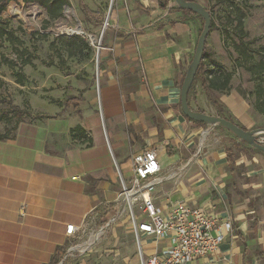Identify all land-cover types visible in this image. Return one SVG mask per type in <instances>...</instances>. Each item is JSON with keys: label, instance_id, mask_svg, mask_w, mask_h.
<instances>
[{"label": "crops", "instance_id": "crops-1", "mask_svg": "<svg viewBox=\"0 0 264 264\" xmlns=\"http://www.w3.org/2000/svg\"><path fill=\"white\" fill-rule=\"evenodd\" d=\"M83 2L98 18L96 32L99 11ZM171 2L119 0L95 67L88 60L80 73L58 77L56 89L48 88L33 107L39 119L0 140V264H48L58 249L64 253L79 242L92 216L105 219L118 209L114 161L129 178L125 161L148 149L156 153L163 179L152 192L156 208L165 215L185 202L217 221L220 245L190 264H264V153L182 114L180 88L200 22ZM214 26L188 105L222 114L244 131L257 129L253 97L244 85L233 87L240 84L234 75L229 91L212 92L219 109L208 100L205 73L215 65L230 72L237 59ZM231 143L241 151L230 171L225 149ZM69 225L79 229L72 236L65 233ZM168 245L167 238L141 241L144 256Z\"/></svg>", "mask_w": 264, "mask_h": 264}, {"label": "rangeland", "instance_id": "rangeland-1", "mask_svg": "<svg viewBox=\"0 0 264 264\" xmlns=\"http://www.w3.org/2000/svg\"><path fill=\"white\" fill-rule=\"evenodd\" d=\"M87 1L92 9L97 7L101 17L96 32H93L92 26L98 24V18L84 17L76 0H69L68 5L63 7L61 17L56 20H49L38 4H25L23 0L10 1L5 11L0 13V134L15 132L19 124L39 119V114L35 113L33 107L39 106L49 90L56 89L52 85H56L58 77L80 73L84 69V63L87 64L86 69L88 68V60H92L91 65L95 67L99 57L97 51L99 54L106 31L103 30V24L106 19L107 24H110V14L119 0ZM194 1L209 11L213 22L220 29L227 26V18L232 16L234 9L243 11L244 30L247 33L245 40L255 41L253 49L264 47L263 1ZM60 24L71 29H76L79 25L82 33L68 34L59 29ZM227 27V44H230L229 39L235 38L232 34L233 27ZM91 37L94 40L92 44ZM76 38L79 40L74 41ZM80 43L86 44L91 51L79 45ZM23 61H29V64H22ZM231 71L235 79L240 81V84L235 81L233 87L242 89L241 85H244V91L253 97L252 104L256 110V91L261 88L264 93V77L263 80L251 78L242 67L235 64H232ZM15 73L24 75L22 84L16 81ZM10 105L23 112L20 122H16V113L10 111ZM256 113L258 114L253 120L255 127L264 128V115L257 111ZM239 154L240 152L237 157ZM117 208L105 219L92 216L82 239L66 247L58 264H138V253L128 214L126 211L117 213L119 205Z\"/></svg>", "mask_w": 264, "mask_h": 264}, {"label": "built area", "instance_id": "built-area-1", "mask_svg": "<svg viewBox=\"0 0 264 264\" xmlns=\"http://www.w3.org/2000/svg\"><path fill=\"white\" fill-rule=\"evenodd\" d=\"M172 6L174 4L170 3L169 7ZM107 26L106 19L103 30ZM258 142L264 145V137L259 138ZM114 166L120 183L117 213L126 211L128 214L138 264H190L213 255L222 241L221 236L214 234L217 224L214 217L200 208L189 207L185 202L175 203L165 215L154 205L152 192L163 179L159 176L161 169L153 150H144L125 161L131 173L129 178L122 175L115 161ZM225 226L229 229L228 224ZM78 230L69 225L65 233L72 236ZM144 237L156 240L167 238L169 245L159 253L144 256L141 246Z\"/></svg>", "mask_w": 264, "mask_h": 264}, {"label": "trees", "instance_id": "trees-1", "mask_svg": "<svg viewBox=\"0 0 264 264\" xmlns=\"http://www.w3.org/2000/svg\"><path fill=\"white\" fill-rule=\"evenodd\" d=\"M10 1H13V0H0V13L5 11L7 5L9 4ZM171 1L173 2V0H170V2ZM186 1H193V0H186ZM260 1L264 2V0H260ZM166 2H169V1H166ZM23 3H25V4H30V3L38 4L44 10V12L47 15L49 20H56V19L61 17L63 7L68 5V0H23ZM78 5H79L82 13L88 19L95 18V14L87 9V7L84 5L83 0H78ZM174 8L178 9L177 7H174ZM182 12L189 14V15H191V16H193L199 20V22H200L199 33H200L202 30V26H203V20L199 16L195 15L192 12H189V11H182ZM210 17H211V14H210ZM244 19H245V13L241 10L234 9L232 16L230 18H227V24L226 25L233 27L232 34H233L235 39L234 40L229 39L230 44H227V38L229 36V29L227 26H225L222 29H220L222 41H223L225 48H231L232 51L237 55V59L234 60L235 66L242 67L244 69V71H246L251 76V78H258L259 80H263V77H264V47H259V48L253 49L252 45H253V42H255V41H246L245 40L247 38V33L244 30ZM214 28H215L214 22L211 18L210 31L213 30ZM77 40H79V39H77V38H76V40L74 39V41H77ZM79 45L86 48L87 50L90 49L84 43H80ZM78 48H80V47H78ZM255 58L257 59L256 61H255ZM204 59H205V52H204L203 60L201 61L200 66H199L197 73L195 75L192 86H193L195 80L199 77V74L201 73V71L203 70V67L205 64ZM22 64H29V61H23ZM22 64H21V66H22ZM233 75H234L233 71L229 72L226 69H224L223 67L216 66V65L213 67L212 70L205 73L206 83H207V85L205 87H206V94H207L208 100L218 109H219L218 103H217L215 97L213 96L212 92L213 91H216V92H227V91H229L230 90V82L232 80ZM15 76L17 77L16 81L18 82V84H22L23 79H24V75L21 73H15ZM192 86L189 90V93L192 90ZM9 108H10L11 112L16 113V115H15L16 116V122H20L23 112L18 107H15L14 105H10ZM255 109L257 112L264 115V93H263V90L261 88H258L256 91ZM218 117L224 118V119L232 122L228 118L224 117L222 114H220ZM190 122H192V121H190ZM193 123L200 125V126H203V127L207 126L206 124H203V123H196V122H193ZM215 128L226 132L228 135L233 137L236 141L240 142L229 132H227V131L219 128V127H215ZM13 132L14 131H12V133L5 132L3 134H0V140L8 139L9 136H11L13 134ZM249 148L252 151L259 152L256 149H253L252 147H249ZM225 151H226V158H227V162H228V169L231 171L234 168V162L237 158V153L240 152V146L235 144V143H231L230 147H226ZM62 255H63L62 249H58V251L52 256V258L50 259L48 264H58Z\"/></svg>", "mask_w": 264, "mask_h": 264}, {"label": "water", "instance_id": "water-1", "mask_svg": "<svg viewBox=\"0 0 264 264\" xmlns=\"http://www.w3.org/2000/svg\"><path fill=\"white\" fill-rule=\"evenodd\" d=\"M173 4L181 11H189L199 16L203 20L202 30L199 34L194 55L189 66L186 69L181 88H180V107L181 112L188 120L196 123H203L207 126L219 127L230 134L237 140L243 142L249 147L264 153V145L259 144L258 139L264 137V128H257L251 131H244L233 122L217 116L207 115L202 112L193 111L188 105V93L194 81L197 70L204 56L205 40L210 31L211 17L210 13L199 3L195 1L173 0ZM77 29L82 33L80 26ZM79 35V33H77ZM94 42L91 37V44Z\"/></svg>", "mask_w": 264, "mask_h": 264}, {"label": "bare ground", "instance_id": "bare-ground-1", "mask_svg": "<svg viewBox=\"0 0 264 264\" xmlns=\"http://www.w3.org/2000/svg\"><path fill=\"white\" fill-rule=\"evenodd\" d=\"M59 29L61 30V31H65V32H67L68 34H75V33H77V32H80L77 28L76 29H71V28H67V27H65L63 24H60L59 25Z\"/></svg>", "mask_w": 264, "mask_h": 264}]
</instances>
